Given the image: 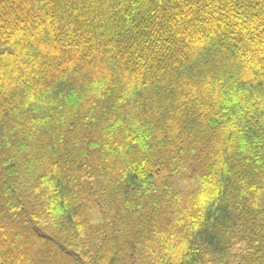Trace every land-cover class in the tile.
I'll list each match as a JSON object with an SVG mask.
<instances>
[{
	"label": "trees",
	"instance_id": "obj_1",
	"mask_svg": "<svg viewBox=\"0 0 264 264\" xmlns=\"http://www.w3.org/2000/svg\"><path fill=\"white\" fill-rule=\"evenodd\" d=\"M0 264H264V0H0Z\"/></svg>",
	"mask_w": 264,
	"mask_h": 264
},
{
	"label": "rangeland",
	"instance_id": "obj_2",
	"mask_svg": "<svg viewBox=\"0 0 264 264\" xmlns=\"http://www.w3.org/2000/svg\"><path fill=\"white\" fill-rule=\"evenodd\" d=\"M145 247V246H144ZM165 248V247H164ZM145 249V248H144ZM166 250H169V246L165 248ZM133 256V255H132Z\"/></svg>",
	"mask_w": 264,
	"mask_h": 264
}]
</instances>
